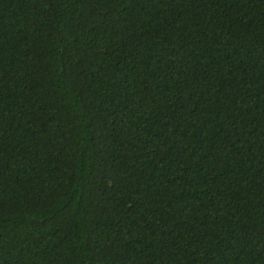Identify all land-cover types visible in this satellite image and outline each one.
Here are the masks:
<instances>
[{
	"label": "trees",
	"instance_id": "16d2710c",
	"mask_svg": "<svg viewBox=\"0 0 264 264\" xmlns=\"http://www.w3.org/2000/svg\"><path fill=\"white\" fill-rule=\"evenodd\" d=\"M0 264H264V0H0Z\"/></svg>",
	"mask_w": 264,
	"mask_h": 264
}]
</instances>
